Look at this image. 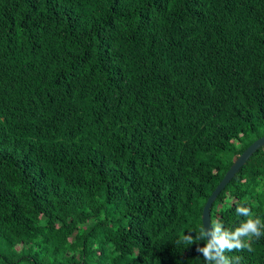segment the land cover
Returning a JSON list of instances; mask_svg holds the SVG:
<instances>
[{"label":"trees","instance_id":"trees-1","mask_svg":"<svg viewBox=\"0 0 264 264\" xmlns=\"http://www.w3.org/2000/svg\"><path fill=\"white\" fill-rule=\"evenodd\" d=\"M262 136L264 0H0V264H207ZM240 205L264 222V146L211 226Z\"/></svg>","mask_w":264,"mask_h":264},{"label":"clouds","instance_id":"clouds-1","mask_svg":"<svg viewBox=\"0 0 264 264\" xmlns=\"http://www.w3.org/2000/svg\"><path fill=\"white\" fill-rule=\"evenodd\" d=\"M236 212L238 215L247 217V219L235 230L221 231L220 222L216 220L212 222L211 240L207 239L208 232L203 228L200 235L196 237L198 240L205 241L202 247H197V252L202 254L207 264H233V262L240 264L241 257H226L225 251H239L245 248L252 251L250 241L253 238L259 239L264 236V222L261 218L254 217L249 207L237 206ZM243 238H247V240ZM183 242L192 244L194 240L191 235H186L183 237Z\"/></svg>","mask_w":264,"mask_h":264},{"label":"water","instance_id":"water-1","mask_svg":"<svg viewBox=\"0 0 264 264\" xmlns=\"http://www.w3.org/2000/svg\"><path fill=\"white\" fill-rule=\"evenodd\" d=\"M264 146V136L256 139L252 142L244 152L234 161L229 170L225 173L221 181L217 184L214 190L211 192L210 196L207 198L201 214V222L202 228L207 230L208 236L207 239L211 240V206L219 193L223 190V188L229 183V181L235 176V174L240 170V168L246 163V161L250 158V156L256 152V150L262 148Z\"/></svg>","mask_w":264,"mask_h":264}]
</instances>
